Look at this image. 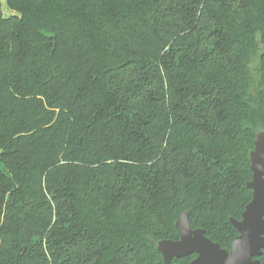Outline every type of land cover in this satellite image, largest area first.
<instances>
[{
  "label": "trees",
  "instance_id": "16d2710c",
  "mask_svg": "<svg viewBox=\"0 0 264 264\" xmlns=\"http://www.w3.org/2000/svg\"><path fill=\"white\" fill-rule=\"evenodd\" d=\"M5 3L0 264H163L183 211L229 249L264 130V0Z\"/></svg>",
  "mask_w": 264,
  "mask_h": 264
},
{
  "label": "water",
  "instance_id": "95a60500",
  "mask_svg": "<svg viewBox=\"0 0 264 264\" xmlns=\"http://www.w3.org/2000/svg\"><path fill=\"white\" fill-rule=\"evenodd\" d=\"M249 159L252 176L246 187L251 189L252 197L240 219L230 218L238 233L229 249L209 239L203 229L192 228L188 213L183 211L175 222L178 239L157 242L163 264L190 254L195 256L187 264H259L257 257L264 248V130L256 134Z\"/></svg>",
  "mask_w": 264,
  "mask_h": 264
},
{
  "label": "rangeland",
  "instance_id": "374dc122",
  "mask_svg": "<svg viewBox=\"0 0 264 264\" xmlns=\"http://www.w3.org/2000/svg\"><path fill=\"white\" fill-rule=\"evenodd\" d=\"M1 6H2V10L4 14H7L10 12V10L8 9V7L6 6L5 0H1Z\"/></svg>",
  "mask_w": 264,
  "mask_h": 264
}]
</instances>
